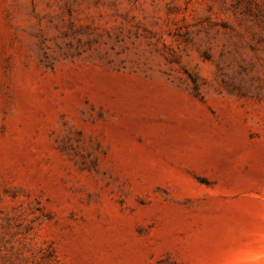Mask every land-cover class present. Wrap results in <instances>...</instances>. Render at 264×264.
Returning <instances> with one entry per match:
<instances>
[{
    "label": "rangeland",
    "instance_id": "1",
    "mask_svg": "<svg viewBox=\"0 0 264 264\" xmlns=\"http://www.w3.org/2000/svg\"><path fill=\"white\" fill-rule=\"evenodd\" d=\"M0 264H264V0H0Z\"/></svg>",
    "mask_w": 264,
    "mask_h": 264
}]
</instances>
